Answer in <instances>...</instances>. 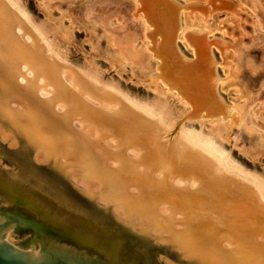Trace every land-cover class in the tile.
Returning <instances> with one entry per match:
<instances>
[{"label": "water", "instance_id": "1", "mask_svg": "<svg viewBox=\"0 0 264 264\" xmlns=\"http://www.w3.org/2000/svg\"><path fill=\"white\" fill-rule=\"evenodd\" d=\"M137 2L158 76L191 107L172 132L58 63L0 0V264H264L260 194L178 137L186 119H227L222 46L187 33L184 60L189 9Z\"/></svg>", "mask_w": 264, "mask_h": 264}, {"label": "rangeland", "instance_id": "2", "mask_svg": "<svg viewBox=\"0 0 264 264\" xmlns=\"http://www.w3.org/2000/svg\"><path fill=\"white\" fill-rule=\"evenodd\" d=\"M173 1L189 9L180 10L183 32L206 34L208 42H220L223 56L215 45L210 48L221 78L217 90L229 108L227 121L233 124L223 144L243 165L264 176V0ZM23 2L35 19L47 24L62 46L63 54L73 65L94 67L104 79L115 80L132 95L164 97L176 114L185 113L183 103L167 94L160 81L150 79L156 75L153 71L156 61L147 50L143 22L138 14L134 16L137 13L136 0ZM177 46L181 55L190 60L194 58L192 48L182 40ZM111 51L122 53L132 62L130 66L146 70L149 76L144 83L133 82L137 79L131 76L130 66L126 73L115 67L108 57ZM227 57H230L227 63L221 65L222 58ZM193 125L199 126L197 122ZM206 129L207 126L204 127ZM186 145L202 153L197 147ZM205 156L215 162L208 154ZM227 171L223 172L233 177L232 172ZM239 181L251 185L247 179Z\"/></svg>", "mask_w": 264, "mask_h": 264}, {"label": "bare ground", "instance_id": "3", "mask_svg": "<svg viewBox=\"0 0 264 264\" xmlns=\"http://www.w3.org/2000/svg\"><path fill=\"white\" fill-rule=\"evenodd\" d=\"M10 7L13 8L14 12L26 23V25L32 30L34 35L40 40L44 48L51 54V56L61 65L68 66L73 68L82 78H84L87 82L92 84L93 86L102 89L106 92H109L120 99H125L128 104H130L135 111H139L147 116H150L151 120L157 123L161 128L170 132L174 130L181 120L190 113L191 107L189 102L182 96L180 93L170 87L162 78L158 76L157 68L160 65V60L155 57L154 53L148 49L151 47L150 39L146 37V33L153 31V27L149 26L146 23V20L143 17V13L139 12L138 15L141 18L144 28H145V39L147 41V50L150 53L152 59L156 61V65L154 67V72H156L155 76L150 77L151 81H160L164 85V90L170 96L176 98L181 103L186 106L185 113L176 114L166 99L161 96L153 97V98H144L138 97L136 95H132L126 89L122 88L121 85L112 79H104L99 71L94 67L88 66H75L73 65L67 57L63 54L62 46L57 42L56 38L53 36L52 32L49 30L47 24L43 21H39L35 19L32 13L28 10L23 0H6ZM174 4L175 2L171 0ZM177 5V4H176ZM178 6V5H177ZM136 11L141 7L139 2L136 0ZM180 10L178 12V21L179 28L176 33L175 47L177 52L178 46L177 43L182 40L185 44L191 47L187 41L185 35L186 32L182 31V26L180 23ZM194 33L197 36H200L199 33ZM194 52V58L192 60L187 59L183 55L182 58L186 61L194 62L196 60V54L194 48L191 47ZM210 55L213 59V55ZM109 60L112 64L115 63V67H119L122 73H126V69L128 66L132 64V62L128 61L126 57H123L122 53L119 51H111L108 53ZM214 64V63H213ZM215 76L217 79L215 93L217 99L221 102V104L225 107L226 117L229 111L228 106H226L219 96L217 90V84L221 81L220 76L218 75L215 65ZM131 76L136 78L133 82L135 84L144 83V80L147 76H149L144 69H136L133 66H130ZM138 112V113H139ZM142 114V115H143ZM144 115V116H145ZM228 119V118H227ZM226 120L223 121V115H219L213 118H190L184 120L178 129V137L179 140L186 144L193 145L197 147L202 153L205 155H209L216 163L219 164L220 169L226 172H232L233 178L248 180V183L251 184L253 188L257 190L262 199L264 200V176L256 172L252 169L247 168L240 161H238L231 153V150L227 149L223 144V139L226 137L233 127V124ZM194 122L199 124L198 127L193 125ZM207 126V129L204 130V127ZM209 126V127H208ZM211 127V128H210ZM225 169V170H224ZM237 179V180H239Z\"/></svg>", "mask_w": 264, "mask_h": 264}, {"label": "flooded vegetation", "instance_id": "4", "mask_svg": "<svg viewBox=\"0 0 264 264\" xmlns=\"http://www.w3.org/2000/svg\"><path fill=\"white\" fill-rule=\"evenodd\" d=\"M6 72L5 71H2V69H0V74H1V76H3V77H6L5 74ZM24 95H26V94H24ZM27 96V95H26Z\"/></svg>", "mask_w": 264, "mask_h": 264}]
</instances>
